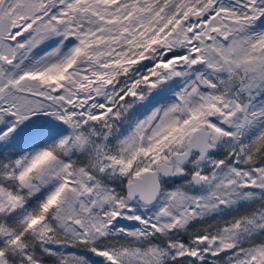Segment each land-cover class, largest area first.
Segmentation results:
<instances>
[{"label": "snow or ice", "instance_id": "6c2138e0", "mask_svg": "<svg viewBox=\"0 0 264 264\" xmlns=\"http://www.w3.org/2000/svg\"><path fill=\"white\" fill-rule=\"evenodd\" d=\"M0 264H264V0H0Z\"/></svg>", "mask_w": 264, "mask_h": 264}]
</instances>
